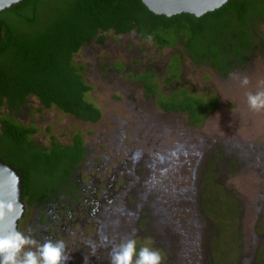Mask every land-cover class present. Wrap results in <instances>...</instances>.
Returning <instances> with one entry per match:
<instances>
[{
  "label": "rangeland",
  "instance_id": "1",
  "mask_svg": "<svg viewBox=\"0 0 264 264\" xmlns=\"http://www.w3.org/2000/svg\"><path fill=\"white\" fill-rule=\"evenodd\" d=\"M256 32L247 67L229 75L196 64L182 45L109 33L106 44H88L74 60L85 67L100 123L46 109L35 97L16 115L39 130V144L50 146L52 137L71 144L81 133L90 149L78 175L83 200L99 198L96 213L87 216L78 203L70 222L54 216L51 232L64 242L67 264H111L128 239L137 250H162L165 264H264V110L248 104L249 93L264 91V23ZM146 84L156 86L150 97ZM186 97L216 108L192 120L160 104ZM42 214L26 206L17 232L44 243L34 234L46 229Z\"/></svg>",
  "mask_w": 264,
  "mask_h": 264
},
{
  "label": "trees",
  "instance_id": "2",
  "mask_svg": "<svg viewBox=\"0 0 264 264\" xmlns=\"http://www.w3.org/2000/svg\"><path fill=\"white\" fill-rule=\"evenodd\" d=\"M263 23L264 0H230L200 18L157 15L143 0H24L0 12V158L22 174L23 201L35 206L78 200V171L90 152L83 135L71 144L52 137L47 147L33 139L36 127L14 118L35 97L46 109L58 108L84 123L102 121L101 109L87 98L93 88L82 74L85 67L74 61L86 45H104L112 32H135L159 48L182 45L196 64L229 74L251 54L256 27ZM146 87L148 97L156 92V86ZM215 103L192 97L160 102L166 112L188 113L192 120L208 115Z\"/></svg>",
  "mask_w": 264,
  "mask_h": 264
},
{
  "label": "clouds",
  "instance_id": "3",
  "mask_svg": "<svg viewBox=\"0 0 264 264\" xmlns=\"http://www.w3.org/2000/svg\"><path fill=\"white\" fill-rule=\"evenodd\" d=\"M249 83L247 77L242 85ZM248 104L254 111L264 110V91L248 94ZM11 210V205L7 206ZM0 210V215H3ZM35 245L36 250H25L26 246ZM63 241H45L39 243L20 232L0 236V264H67L70 257L65 254ZM111 264H165L162 250L144 246L136 248L135 239H128L120 244L111 255Z\"/></svg>",
  "mask_w": 264,
  "mask_h": 264
},
{
  "label": "water",
  "instance_id": "4",
  "mask_svg": "<svg viewBox=\"0 0 264 264\" xmlns=\"http://www.w3.org/2000/svg\"><path fill=\"white\" fill-rule=\"evenodd\" d=\"M24 0H0V12L12 8ZM230 0H143L150 11L157 15L173 17L183 13L198 18L221 9ZM3 40V29L0 26V45ZM24 181L22 174L12 165L0 158V236L17 232L20 220L26 209L23 201ZM11 205L9 211L7 206Z\"/></svg>",
  "mask_w": 264,
  "mask_h": 264
},
{
  "label": "flooded vegetation",
  "instance_id": "5",
  "mask_svg": "<svg viewBox=\"0 0 264 264\" xmlns=\"http://www.w3.org/2000/svg\"><path fill=\"white\" fill-rule=\"evenodd\" d=\"M253 54H254V49L251 51V54L248 56V58H246L245 61H243L242 63H239V64H234L232 72L237 70V69L247 67L248 62H249V60ZM231 73H229V74H231ZM229 74H225V75H229ZM89 155H90V152L88 154V157H89ZM88 157H87V159H88ZM83 164L84 163L81 164L79 171L82 169ZM79 171H78V173H79ZM78 182L80 184L78 187L79 190L76 192V196L78 197V200L74 199L72 197H65L61 200H58V201H55V202H52L49 204H38L35 206H29L28 204L25 203V205L28 207H35L36 209L44 212V214H42L41 217H39L37 220L39 223V227L41 228V226H42V227H45L46 229L44 230L41 228L42 229L41 231L37 230V233L36 232L34 233V234H37L38 240L45 239V241H50V240L53 241L58 236V235L57 236L53 235L52 234L53 232H51L53 228H54V230L56 229L55 225H54V218H55L54 216L62 217L63 220H67L70 222L72 220V218L74 217V212H75L70 207H72V205H74V204H75L74 206L78 205V203L83 204V208H84L83 211L87 214V216L91 217V215L93 213H96V209H98V206L100 205L99 198L93 197L92 200H88V198H85L83 200L81 195L85 191L82 190L83 182L80 180L79 175H78ZM57 207L63 209L64 212H60L58 210L56 211L55 209ZM69 218H70V220H69ZM20 223H21V221H20ZM20 223H19V225H20ZM18 230H19V228H18ZM40 234H41V236H40ZM56 239L59 240V237H57Z\"/></svg>",
  "mask_w": 264,
  "mask_h": 264
}]
</instances>
